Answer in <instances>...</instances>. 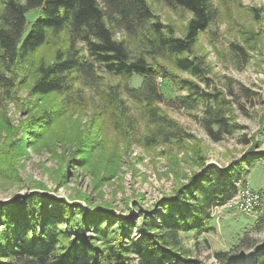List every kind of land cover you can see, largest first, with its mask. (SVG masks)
Listing matches in <instances>:
<instances>
[{"label": "trees", "instance_id": "16d2710c", "mask_svg": "<svg viewBox=\"0 0 264 264\" xmlns=\"http://www.w3.org/2000/svg\"><path fill=\"white\" fill-rule=\"evenodd\" d=\"M162 1L192 14L184 36H177L172 25L159 19L148 0H102L104 5L100 0L3 3L0 87L15 96L18 67L28 66L33 69L29 93L57 98L55 104L29 115L24 129L25 134H31L32 141L47 134L60 137L68 155L66 163L84 166L89 161L90 154L104 141L98 132H90L86 125L81 129L79 119H72L76 98L82 100L80 85L99 93L107 110V127L115 131L134 120L131 106L127 105L130 98L146 122L144 144L148 146L162 142L180 145L189 136L160 105L175 86L187 94L171 97V105L193 108L205 104L203 124L215 140L241 127L230 121L227 114L232 106L223 91H205L193 79L178 77L164 65L149 60L171 61L177 69L206 81L207 68L199 56L191 58L188 54L200 32L219 15L213 0ZM32 10H38V15L29 21L28 13ZM116 30L140 37L145 49L132 55L127 42L115 37ZM62 33L66 44L58 46ZM47 45L53 47L51 57L38 56ZM101 70L120 76L122 82L105 83ZM135 75L142 77L138 86L130 85ZM159 76L164 83L159 84ZM81 102L84 103L78 101ZM65 117L70 119V128L64 124L58 129L60 122L67 121ZM103 119L102 124L96 122L104 130ZM256 144L258 141L251 147ZM24 147L18 151L13 148L11 155L23 154ZM261 156L250 152L225 169L216 163L201 164L203 172L193 173L189 182L176 187L173 195H164L157 203L159 209L131 215L119 214L109 205L91 213L73 198L42 192L46 186L39 183L40 190L0 202V264H206L189 251L183 234L210 231L213 206L237 192L246 165L252 166ZM233 264L244 263L235 258ZM253 264H264V246Z\"/></svg>", "mask_w": 264, "mask_h": 264}, {"label": "rangeland", "instance_id": "374dc122", "mask_svg": "<svg viewBox=\"0 0 264 264\" xmlns=\"http://www.w3.org/2000/svg\"><path fill=\"white\" fill-rule=\"evenodd\" d=\"M5 1L0 0V12ZM100 2L104 5L102 0ZM148 2L159 19L173 26L177 36L185 35L192 16L190 12L171 8L162 0ZM213 2L219 15L200 32L193 51L188 54L191 58L199 56L203 62L207 68L206 81L177 69L171 61L149 60L164 65L178 77L193 79L205 91H223L232 106L227 115L231 122L241 126L238 130L224 134L220 140L212 138L203 124L205 104L199 103L193 108L171 105V97L187 94L186 90L175 86L160 105L189 136L180 145L162 142L148 146L144 144V135L148 132L146 122L126 94L134 120L130 118L121 131H115L107 127V110L99 93L80 85L82 100L76 98L77 104L71 110L72 119H79L81 129L86 125L90 132H98L104 143L90 154L84 166L66 163L68 155L60 137L47 134L32 141L31 134H25L24 125L29 115L39 108L55 104L57 98L30 94L33 69L19 66L15 96L7 93L5 87H0V202L40 190L39 183H43L46 187L42 192L73 198L91 213L109 205L122 215L139 214L140 210L159 209L157 203L164 195H173L176 187L189 182L193 173L203 172L201 164L216 163L225 169L233 160L250 155V152L261 153L262 156L252 166L246 165L239 187L249 183L252 188L263 192L264 0ZM37 15L38 10L30 11L28 20H34ZM115 37L127 42L132 55L145 49L140 37H131L120 30L115 31ZM58 41V46L66 44L64 33ZM52 51L53 47L47 45L38 52V56L42 54L50 58ZM101 74L105 83L122 82L120 76L104 70ZM141 81L142 77L135 75L130 85L138 86ZM163 81L159 76V84ZM103 118L104 130L97 124H102ZM66 120L60 122L58 129L64 124L70 128V119ZM245 139L251 141L247 143ZM253 139L258 144L251 147ZM21 146H25L26 152L12 156L10 151L13 148L18 151ZM64 152L66 158L62 160ZM114 168L117 170L113 172ZM215 212L210 221V231L183 234L186 247L206 264H233L235 258L241 263L253 264L264 246V197L250 214L233 208L216 209Z\"/></svg>", "mask_w": 264, "mask_h": 264}, {"label": "built area", "instance_id": "2783aa9c", "mask_svg": "<svg viewBox=\"0 0 264 264\" xmlns=\"http://www.w3.org/2000/svg\"><path fill=\"white\" fill-rule=\"evenodd\" d=\"M264 193L259 190L252 188L249 183L246 185L239 187L237 192L227 199L225 202L216 204L212 208V217L216 215V209H236L238 211L250 214L253 213L254 209L261 204L263 201ZM219 217L217 218V220Z\"/></svg>", "mask_w": 264, "mask_h": 264}, {"label": "bare ground", "instance_id": "6f19581e", "mask_svg": "<svg viewBox=\"0 0 264 264\" xmlns=\"http://www.w3.org/2000/svg\"><path fill=\"white\" fill-rule=\"evenodd\" d=\"M247 262H248V263H250V262H251V259H250V258H248Z\"/></svg>", "mask_w": 264, "mask_h": 264}, {"label": "water", "instance_id": "95a60500", "mask_svg": "<svg viewBox=\"0 0 264 264\" xmlns=\"http://www.w3.org/2000/svg\"><path fill=\"white\" fill-rule=\"evenodd\" d=\"M253 262V261H252Z\"/></svg>", "mask_w": 264, "mask_h": 264}]
</instances>
